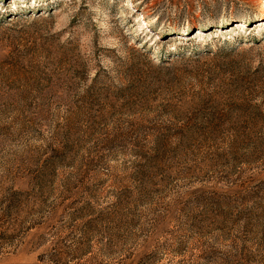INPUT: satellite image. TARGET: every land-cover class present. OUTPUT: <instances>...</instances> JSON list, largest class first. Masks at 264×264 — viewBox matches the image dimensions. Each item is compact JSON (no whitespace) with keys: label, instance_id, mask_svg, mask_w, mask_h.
Returning a JSON list of instances; mask_svg holds the SVG:
<instances>
[{"label":"rangeland","instance_id":"374dc122","mask_svg":"<svg viewBox=\"0 0 264 264\" xmlns=\"http://www.w3.org/2000/svg\"><path fill=\"white\" fill-rule=\"evenodd\" d=\"M0 264H264V0H0Z\"/></svg>","mask_w":264,"mask_h":264},{"label":"bare ground","instance_id":"6f19581e","mask_svg":"<svg viewBox=\"0 0 264 264\" xmlns=\"http://www.w3.org/2000/svg\"><path fill=\"white\" fill-rule=\"evenodd\" d=\"M147 25H151L153 22L152 21H147Z\"/></svg>","mask_w":264,"mask_h":264}]
</instances>
